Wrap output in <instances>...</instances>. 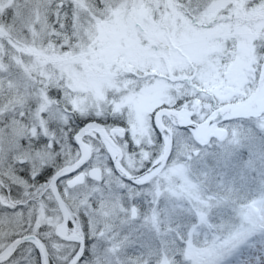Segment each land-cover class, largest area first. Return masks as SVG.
<instances>
[{"label": "snow or ice", "instance_id": "6c2138e0", "mask_svg": "<svg viewBox=\"0 0 264 264\" xmlns=\"http://www.w3.org/2000/svg\"><path fill=\"white\" fill-rule=\"evenodd\" d=\"M0 264H264V0H0Z\"/></svg>", "mask_w": 264, "mask_h": 264}]
</instances>
